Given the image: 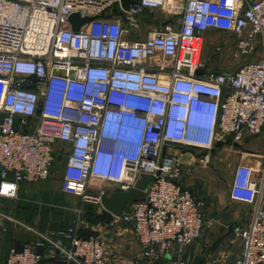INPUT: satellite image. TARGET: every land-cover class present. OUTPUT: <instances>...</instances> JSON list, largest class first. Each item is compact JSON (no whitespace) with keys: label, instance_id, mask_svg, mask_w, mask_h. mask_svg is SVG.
<instances>
[{"label":"built area","instance_id":"obj_1","mask_svg":"<svg viewBox=\"0 0 264 264\" xmlns=\"http://www.w3.org/2000/svg\"><path fill=\"white\" fill-rule=\"evenodd\" d=\"M135 1L124 11L120 0H0V200L48 179L64 152V190L82 203L143 193L111 222L130 225L157 260L213 225L180 184L179 154L207 161L217 144L264 138V0ZM72 14L91 21L74 32ZM144 16L153 24L145 36ZM209 31L235 39V59L256 60L209 71ZM256 173L242 162L232 172L230 200L253 208L234 264H264V171ZM49 259L106 264V247L74 225L10 249L4 264Z\"/></svg>","mask_w":264,"mask_h":264},{"label":"rangeland","instance_id":"obj_2","mask_svg":"<svg viewBox=\"0 0 264 264\" xmlns=\"http://www.w3.org/2000/svg\"><path fill=\"white\" fill-rule=\"evenodd\" d=\"M155 14L165 21L161 11H155ZM150 19L143 17L144 36L147 26L152 23ZM203 39L201 55L209 71L234 72L256 60L250 57L235 59L232 56L235 39L223 32L209 31ZM62 154L56 159L48 179L21 186L15 199L0 200V264H4L8 250L34 246L41 243V238L52 237L54 232L74 225H78L81 236L103 241L106 260L112 257L115 251L112 237L127 226L113 224L111 215L101 205L82 203L64 190L65 154ZM184 154L187 156L183 158L179 154L182 163L180 184L204 202V213L213 225L183 249L182 264H234L241 250L239 232L248 225L253 208L230 200L232 172L242 162L257 170V179L263 178L264 138L249 137L238 147L222 144L213 149L207 161L200 155L194 159L192 155ZM38 248L43 250L44 247ZM164 264L177 263L164 261Z\"/></svg>","mask_w":264,"mask_h":264},{"label":"crops","instance_id":"obj_3","mask_svg":"<svg viewBox=\"0 0 264 264\" xmlns=\"http://www.w3.org/2000/svg\"><path fill=\"white\" fill-rule=\"evenodd\" d=\"M152 25L153 24L151 23L147 26V32ZM142 27H144L143 18H142ZM246 140L244 142H246ZM234 147H236V146H234ZM184 156H187V155L181 154V158H183ZM193 158H194V156H193ZM130 203L131 202H128L126 204V206L124 207V210H126L125 208ZM202 203L205 206L203 201H202ZM203 214L205 215L204 208H203ZM205 217H206V215H205ZM126 226H127V228H125L126 230L124 229L120 233L117 232V234H114V236L112 237V242H114L113 246H114L115 251L112 253V255H111L112 257H109V259L106 260V264H164V261L166 263H168V262L171 263V261H176L177 264L178 263L180 264L183 262L182 259H183V257L185 258V256L182 253V252H184L183 250H181V251L176 250L171 255H167L166 257H164L167 260H163V258H160L157 260L149 258L148 256L145 255L146 251L142 248V246L135 239L133 231H132V227L130 225H126ZM56 233L57 232H54L53 235H55ZM113 246H112V248H113ZM43 247H44L43 250H39V248H38V250L41 254L46 255L48 249H47L46 245ZM15 249H21V248H15ZM120 251H122L123 254L120 253ZM8 252H9V250H8ZM8 252H7V254H8ZM114 253L116 255H114ZM7 254H6V256H7ZM118 254H120V256ZM5 259H6V257H5ZM4 262H5V260H4Z\"/></svg>","mask_w":264,"mask_h":264},{"label":"water","instance_id":"obj_4","mask_svg":"<svg viewBox=\"0 0 264 264\" xmlns=\"http://www.w3.org/2000/svg\"><path fill=\"white\" fill-rule=\"evenodd\" d=\"M135 0H120L121 7L127 11L131 4H135ZM68 21L72 26V31L77 32L82 26L91 21L89 17H81L79 14H72L68 17ZM198 74H201L198 72ZM144 198L140 190L132 189L128 192H114L110 196H104L101 199V206L111 215L121 216L124 207L128 202L139 201Z\"/></svg>","mask_w":264,"mask_h":264},{"label":"trees","instance_id":"obj_5","mask_svg":"<svg viewBox=\"0 0 264 264\" xmlns=\"http://www.w3.org/2000/svg\"><path fill=\"white\" fill-rule=\"evenodd\" d=\"M113 10L114 11H118L117 10V8H116V6L115 7H113ZM230 145V144H229ZM222 146V144H217L215 147H221ZM200 155H202V154H200ZM60 158V157H59ZM21 186H24V185H21ZM20 186V187H21ZM84 237V236H83ZM19 250V249H18ZM38 252H39V250H38ZM40 253V252H39ZM43 264H64V263H62L60 260H57V259H49V260H45L44 261V263Z\"/></svg>","mask_w":264,"mask_h":264}]
</instances>
